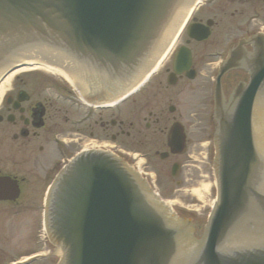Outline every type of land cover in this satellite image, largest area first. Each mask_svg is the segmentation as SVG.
<instances>
[{
	"label": "water",
	"instance_id": "water-1",
	"mask_svg": "<svg viewBox=\"0 0 264 264\" xmlns=\"http://www.w3.org/2000/svg\"><path fill=\"white\" fill-rule=\"evenodd\" d=\"M186 1L0 0V71L51 52L52 65L80 90L75 63L107 68L123 82L143 75L170 46L158 55ZM247 69L248 83L227 104L216 90L217 199L201 238L120 159L90 150L48 193L45 226L58 264H264V48Z\"/></svg>",
	"mask_w": 264,
	"mask_h": 264
},
{
	"label": "flooded vegetation",
	"instance_id": "flooded-vegetation-1",
	"mask_svg": "<svg viewBox=\"0 0 264 264\" xmlns=\"http://www.w3.org/2000/svg\"><path fill=\"white\" fill-rule=\"evenodd\" d=\"M263 48L264 0H200L157 71L119 102L107 68L80 70L82 90L35 68L13 72L0 95V264H57L42 228L46 194L84 150L121 157L201 237L212 188L193 189L213 176L215 88L227 104ZM184 184L186 204L172 198Z\"/></svg>",
	"mask_w": 264,
	"mask_h": 264
},
{
	"label": "bare ground",
	"instance_id": "bare-ground-1",
	"mask_svg": "<svg viewBox=\"0 0 264 264\" xmlns=\"http://www.w3.org/2000/svg\"><path fill=\"white\" fill-rule=\"evenodd\" d=\"M200 0H197L195 2V4H197ZM194 4V5H195ZM170 49V46L168 47V49L166 50V52L163 54V56L161 57V59L158 61V63L154 66V68L152 69V71H154L158 65L165 59L166 55L168 54V50ZM29 62V65H35V67L41 68L46 70L47 72L51 73V74H55L58 76H61L63 79H65L66 81L70 82L72 84V82L67 78V76L58 68H56L53 65H49V66H44L43 63H39L38 61H27ZM15 73V72H14ZM13 75V73H11L10 75L6 76V78L0 83V95L1 92L3 91L4 87H6L8 85V79ZM73 85V84H72ZM209 188V184L205 183L201 186V190L200 189H193V192L199 196L202 197V194L206 193L208 191Z\"/></svg>",
	"mask_w": 264,
	"mask_h": 264
},
{
	"label": "rangeland",
	"instance_id": "rangeland-1",
	"mask_svg": "<svg viewBox=\"0 0 264 264\" xmlns=\"http://www.w3.org/2000/svg\"><path fill=\"white\" fill-rule=\"evenodd\" d=\"M36 71H38L39 73H42V74H44V75H46V76H49V77H51L53 80H55L57 83H59V84H67L64 80H62V78H60L59 76H56V75H54V74H51V73H49V72H47V71H45V70H41V69H38V70H36ZM212 179V178H211ZM212 181V180H211ZM186 188H188V185L187 184H184V185H181V186H179L178 187V190H177V194H176V196H174V197H172L173 199H178L180 202H182V203H187L189 200H190V198H191V196L192 195H190L189 194V192L188 191H186L185 189ZM214 195H215V191H214V187H212V190H211V198L210 199H212L213 197H214ZM171 199V198H170ZM210 202V201H209ZM209 202H208V204H209ZM208 205H205L204 206V208L205 209H208ZM203 208L201 207V210H202ZM191 215H194V214H192V212H189Z\"/></svg>",
	"mask_w": 264,
	"mask_h": 264
}]
</instances>
